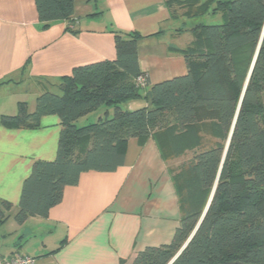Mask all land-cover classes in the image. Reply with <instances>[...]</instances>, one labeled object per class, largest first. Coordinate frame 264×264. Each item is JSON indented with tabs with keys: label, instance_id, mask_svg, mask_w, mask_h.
Returning a JSON list of instances; mask_svg holds the SVG:
<instances>
[{
	"label": "trees",
	"instance_id": "trees-1",
	"mask_svg": "<svg viewBox=\"0 0 264 264\" xmlns=\"http://www.w3.org/2000/svg\"><path fill=\"white\" fill-rule=\"evenodd\" d=\"M76 1L35 0L42 27L71 21ZM163 1L172 21L220 17L195 25L190 43L171 49L184 57L186 75L148 86L137 55L142 37L114 32V60L75 68L37 97L32 113L19 104L16 115L0 118L7 129L60 120L56 158L33 164L14 220L46 218L80 174L115 171L129 140L151 137L166 163L190 155L171 170L181 215L171 243L144 249L133 264H169L210 199L171 264H264V0ZM132 102L143 106L128 109ZM11 209L0 202V226Z\"/></svg>",
	"mask_w": 264,
	"mask_h": 264
},
{
	"label": "crops",
	"instance_id": "crops-1",
	"mask_svg": "<svg viewBox=\"0 0 264 264\" xmlns=\"http://www.w3.org/2000/svg\"><path fill=\"white\" fill-rule=\"evenodd\" d=\"M163 0H77L71 21L43 28L35 0H0V118L17 114L75 68L116 57L114 32L137 33L140 70L148 86L187 74L183 33L173 29ZM128 104V109L142 107ZM91 117V118H90ZM88 116L84 124L97 120ZM57 116L37 128L0 124V202L12 205L0 226V257L27 255L37 264H133L144 249L169 245L180 211L171 170L150 137L125 146L124 164L113 172L80 174L63 190L46 218L14 220L23 182L35 162H53L60 134Z\"/></svg>",
	"mask_w": 264,
	"mask_h": 264
},
{
	"label": "rangeland",
	"instance_id": "rangeland-1",
	"mask_svg": "<svg viewBox=\"0 0 264 264\" xmlns=\"http://www.w3.org/2000/svg\"><path fill=\"white\" fill-rule=\"evenodd\" d=\"M220 23V17L216 16V17H212V16H203L201 18L198 19H180L178 21H175L172 25L173 29H182L183 30V36L181 37L184 41H186L187 39H191V33L190 30L192 29V27H194L195 25L198 24H206V25H210V24H219ZM103 109H100L99 111H97L95 114L97 115H102L103 113ZM91 118V117H90ZM83 122V121H82ZM91 123V122H90ZM190 153L186 154L185 156L179 158L176 162V167H172L171 168L173 170L177 169L180 164H182L183 161H185L187 159V157H189Z\"/></svg>",
	"mask_w": 264,
	"mask_h": 264
},
{
	"label": "built area",
	"instance_id": "built-area-1",
	"mask_svg": "<svg viewBox=\"0 0 264 264\" xmlns=\"http://www.w3.org/2000/svg\"><path fill=\"white\" fill-rule=\"evenodd\" d=\"M138 83L144 86V79L139 78ZM0 264H37V260L27 255H16L9 258L0 257Z\"/></svg>",
	"mask_w": 264,
	"mask_h": 264
},
{
	"label": "water",
	"instance_id": "water-1",
	"mask_svg": "<svg viewBox=\"0 0 264 264\" xmlns=\"http://www.w3.org/2000/svg\"><path fill=\"white\" fill-rule=\"evenodd\" d=\"M255 59H256V55H255V57H254V60H253L252 66H251V68H250V71H249V74H248V78H249L250 75H251L252 68H253L254 63H255ZM247 81H248V79H247ZM247 81H246L245 86H244V91H245V88H246V85H247ZM244 91H243V93H244ZM242 97H243V94H242ZM230 137H231V134L229 135V139H228V141H227V145H226L225 152H226V150H227V148H228L229 141H230ZM210 201H211V199L209 200V202H208V204H207V206H206V209H205V211H204V213H203L201 219L199 220V222H198V224H197V227L195 228L194 232L192 233V235L190 236V238L187 240V242L184 244V246L182 247V249L178 252V254L173 258V260H172L169 264H171V263H172V262H173V261H174V260L180 255V253L185 249V247L187 246V244L189 243V241H190L191 238L193 237L194 233L196 232L198 226L200 225V223H201V221H202V219H203V217H204V215H205V213H206V211H207V208H208V206H209V204H210Z\"/></svg>",
	"mask_w": 264,
	"mask_h": 264
}]
</instances>
